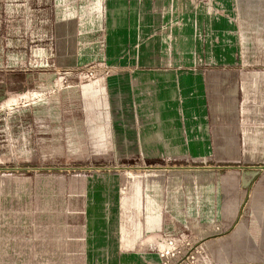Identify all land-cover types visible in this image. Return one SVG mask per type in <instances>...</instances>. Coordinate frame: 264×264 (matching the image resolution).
Segmentation results:
<instances>
[{
	"label": "crops",
	"instance_id": "obj_1",
	"mask_svg": "<svg viewBox=\"0 0 264 264\" xmlns=\"http://www.w3.org/2000/svg\"><path fill=\"white\" fill-rule=\"evenodd\" d=\"M92 1L79 14L94 18L91 51L73 63L106 66L107 82L78 90L91 120L74 117L75 135L82 144L107 145L108 164L171 165L141 169L154 173L134 184L151 191L140 206L121 198L125 170L86 167L88 156L78 158L84 163L70 169L76 171L71 179L0 174V264L157 263L161 230L217 215L221 196L212 172L238 165L264 171V56L254 48L264 32V0H236L235 8L200 0ZM53 13L51 31L58 33L59 9ZM46 65L41 62L40 73L0 70L2 96L10 75L20 73L30 85L35 75L47 79ZM106 94L119 119L96 124L95 98ZM128 112L133 124L124 123ZM39 117L44 124L35 126L44 131L37 144H59L63 109L41 106ZM161 182L173 214L162 227L155 201ZM145 204L146 219L129 212Z\"/></svg>",
	"mask_w": 264,
	"mask_h": 264
},
{
	"label": "rangeland",
	"instance_id": "obj_2",
	"mask_svg": "<svg viewBox=\"0 0 264 264\" xmlns=\"http://www.w3.org/2000/svg\"><path fill=\"white\" fill-rule=\"evenodd\" d=\"M200 1L219 6L224 2L234 8L237 4L236 0ZM93 4L92 0H0V70L32 67L34 72L40 73L41 62H47L45 67L49 73L42 81L35 75L30 85H24L25 79L20 73L10 75L9 91L3 96L0 92V174L71 179L76 171L70 169L79 167V163H84L81 160L88 156L90 160L85 162L89 163L86 167L125 170L121 198L133 205L138 201L140 206L152 199L151 191L136 188L134 184L137 178L146 179L154 173L141 172V169L167 170L171 164L140 160L108 164L104 159L107 145L94 147L87 142L79 143L71 123L74 117L83 122L91 120L78 90L92 83L105 88L107 82L106 66L73 63L79 57L86 58L91 51L87 35L92 31L94 18L79 14L82 9L81 14L88 12ZM55 8L59 9L58 33L51 31L57 25ZM254 43L255 52L264 56V32L256 34ZM41 106L63 109V134L59 144H37V133L44 131L35 126L44 124L39 119ZM93 106L97 107L96 124L117 123V106L110 102L107 94L95 98ZM130 118L131 112H128L124 123L133 124L135 117ZM245 167L250 166L238 165L233 170L212 172L218 197L221 196L217 215L204 221L181 224L169 233L161 230V257L157 263L145 264H264V171L255 172ZM45 168L62 169L42 171ZM158 174L161 180H166L167 171ZM158 190L155 201H159L162 227L173 214H169L166 207L167 187L161 182ZM150 211L146 204L143 208L129 209L133 216H144L145 219Z\"/></svg>",
	"mask_w": 264,
	"mask_h": 264
}]
</instances>
